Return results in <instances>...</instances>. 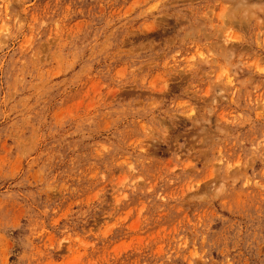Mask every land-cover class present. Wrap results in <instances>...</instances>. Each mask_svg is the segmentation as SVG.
Segmentation results:
<instances>
[{
  "label": "clouds",
  "instance_id": "obj_1",
  "mask_svg": "<svg viewBox=\"0 0 264 264\" xmlns=\"http://www.w3.org/2000/svg\"><path fill=\"white\" fill-rule=\"evenodd\" d=\"M0 264H264V0H0Z\"/></svg>",
  "mask_w": 264,
  "mask_h": 264
}]
</instances>
